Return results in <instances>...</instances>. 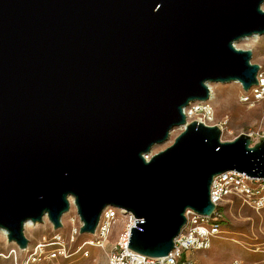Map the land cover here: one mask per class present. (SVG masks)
<instances>
[{"label": "water", "instance_id": "1", "mask_svg": "<svg viewBox=\"0 0 264 264\" xmlns=\"http://www.w3.org/2000/svg\"><path fill=\"white\" fill-rule=\"evenodd\" d=\"M264 0H0V229H52L72 199L91 234L105 206L129 212L126 248L167 255L185 211L210 215L213 176L264 177V136L221 141L186 121L210 82L257 83ZM175 126L183 130L166 141ZM144 155L148 156L146 160Z\"/></svg>", "mask_w": 264, "mask_h": 264}, {"label": "rangeland", "instance_id": "2", "mask_svg": "<svg viewBox=\"0 0 264 264\" xmlns=\"http://www.w3.org/2000/svg\"><path fill=\"white\" fill-rule=\"evenodd\" d=\"M264 9V3L262 4ZM236 47L251 50V62L260 66L264 71V34L257 35L236 42ZM212 97L207 103L212 108V115L207 119L200 108V103L194 102L186 107L187 122L192 120L203 122L207 125H216L221 130L220 140L229 141L241 133L248 134L251 143L264 133V101L253 106L240 100L242 93L238 82H210ZM202 105V104H201ZM183 126H175L169 133L166 141L151 146L149 155L169 146L174 138L183 130ZM148 157V156H147ZM62 225L56 230L65 239L73 223L68 221V216L61 218ZM75 224V223H74ZM123 228V218L115 219L111 226L110 235L102 247L86 246L87 254L75 251L76 247L84 240L89 239V234L77 233L73 242L67 244L70 255L63 260L40 261L32 264H106V253ZM51 224L46 217L35 227L23 228V234L30 243L42 235L48 236ZM220 235L214 238L210 248L197 251L193 254V264H233L238 260L241 264H264V209L253 210L242 204L239 200L226 201L222 208ZM15 243L5 242L0 234V264H13L12 257H6L8 251L15 248ZM23 252H17V259L23 257Z\"/></svg>", "mask_w": 264, "mask_h": 264}, {"label": "built area", "instance_id": "3", "mask_svg": "<svg viewBox=\"0 0 264 264\" xmlns=\"http://www.w3.org/2000/svg\"><path fill=\"white\" fill-rule=\"evenodd\" d=\"M256 79L257 83L252 85L248 91H244L241 87L240 100L249 106L264 101V71L259 69ZM207 101L198 103H200L199 107L203 109L204 116L210 119L212 108L209 107ZM261 136H264V133H261L256 141ZM146 157L147 155H144L147 160L148 157ZM209 197L214 204L212 213L204 215L187 209L184 213L186 221L174 238L173 247L167 255L149 257L126 248L129 228L134 225L135 218L129 212L111 206H105L101 210L95 228L89 234V239L81 242L75 251H82L85 256L87 251L84 247H102L110 235L113 221L122 217L123 228L106 253V264H193V254L210 248L213 239L219 237L222 208L226 201L239 200L253 210L264 209V177L254 178L234 170L224 171L213 176ZM65 215L68 216V221L73 223L68 237L64 239L57 230L51 229L48 236L42 235L33 243L27 239L23 249L16 246L14 248L16 253L10 249L6 256L12 257L13 264H32L40 261H55L57 263L59 259H66L70 255L67 244L73 242L81 224L72 199H68V209L60 217L61 225V218ZM261 250L264 252V242ZM18 251L24 253L21 259L16 257ZM233 264L241 263L235 260Z\"/></svg>", "mask_w": 264, "mask_h": 264}, {"label": "bare ground", "instance_id": "4", "mask_svg": "<svg viewBox=\"0 0 264 264\" xmlns=\"http://www.w3.org/2000/svg\"><path fill=\"white\" fill-rule=\"evenodd\" d=\"M255 36H257V35H256V34H253V35L248 36V37H245V38H243V39H241V40L248 39V38L255 37ZM235 46H236V44H235ZM233 82H237V81H233ZM207 85H208V87H209V99H211V97H212V87H211V84H210V83H207ZM184 113H185V116L187 117V115H186V114H187L186 110L184 111ZM186 121H187V120H186ZM146 158H147V157H146ZM42 218H44V217H42ZM35 226H36V223H32V222L26 221V222L24 223V225H23V228H27V227H35ZM0 234H1L2 238H4L5 242L13 243V242H10V241H7V240H6V232H5L4 230L0 229ZM13 251L16 253V251H15L14 248H13ZM6 257H7V256H6Z\"/></svg>", "mask_w": 264, "mask_h": 264}]
</instances>
